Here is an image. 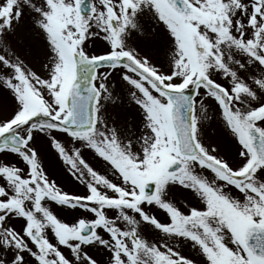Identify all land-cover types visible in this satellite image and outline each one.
<instances>
[{
    "label": "snow or ice",
    "instance_id": "1",
    "mask_svg": "<svg viewBox=\"0 0 264 264\" xmlns=\"http://www.w3.org/2000/svg\"><path fill=\"white\" fill-rule=\"evenodd\" d=\"M0 264H264V0H0Z\"/></svg>",
    "mask_w": 264,
    "mask_h": 264
}]
</instances>
